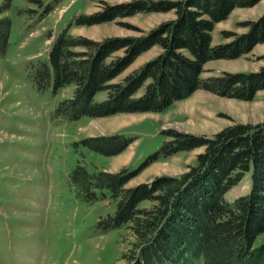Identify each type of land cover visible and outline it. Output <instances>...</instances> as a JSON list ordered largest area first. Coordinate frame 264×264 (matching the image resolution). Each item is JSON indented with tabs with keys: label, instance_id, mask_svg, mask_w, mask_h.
Here are the masks:
<instances>
[{
	"label": "trees",
	"instance_id": "trees-1",
	"mask_svg": "<svg viewBox=\"0 0 264 264\" xmlns=\"http://www.w3.org/2000/svg\"><path fill=\"white\" fill-rule=\"evenodd\" d=\"M13 0H2L0 13ZM39 1V0H35ZM261 0H131L106 3L102 10L77 15L55 37L49 34L47 61L32 62L30 75L39 90L56 92L73 85L74 94L61 100L56 113L70 120L119 113L163 112L199 89L227 98L251 101L264 90V66L251 72H222L202 77L216 59H237L264 43V13L245 21L244 33L224 31L227 42L214 43L216 24L235 8ZM49 6L45 12H49ZM173 12L175 17L141 36L108 37L101 41L73 35L72 26L94 25L138 13ZM12 21L0 17V55L9 43ZM161 52L122 75L154 46ZM82 48V49H78ZM123 51L122 54H116ZM100 91L107 98L96 101ZM159 150L136 169L90 172L79 162L70 179L88 202L105 199L108 190L115 212L103 218L104 230L128 227L135 237L129 264H264V121L237 123L212 134L163 129ZM133 139L121 133L87 137L83 143L107 156L122 153ZM203 148L197 161L180 175H159L149 183L126 184L150 164L178 152ZM245 178L249 191L234 200L228 192ZM98 191H101L99 194ZM144 201L150 207H142Z\"/></svg>",
	"mask_w": 264,
	"mask_h": 264
},
{
	"label": "rangeland",
	"instance_id": "rangeland-1",
	"mask_svg": "<svg viewBox=\"0 0 264 264\" xmlns=\"http://www.w3.org/2000/svg\"><path fill=\"white\" fill-rule=\"evenodd\" d=\"M128 1L13 0L0 13V17L12 21L8 46L0 55V264H129L124 256L135 240L132 231L128 227L103 229L100 221L115 212V202L108 190H104L106 199L92 203L85 200L71 182L74 167L81 162L90 172L136 169L160 149L166 139L163 129L212 135L237 123L264 121V90L248 101L199 89L163 112L83 116L79 120L58 115L59 103L72 97L75 87L56 92L52 86L39 90L30 75V64L48 60L49 34H59L77 15L102 10L106 3ZM49 6L52 8L45 12ZM263 13L264 0L253 7L235 8L227 19L216 24L214 43L230 40L224 37V31L246 32L244 22L256 20ZM174 17L173 12L138 13L115 21L74 26L70 32L96 41L141 36ZM161 51L157 45L140 55L116 81ZM262 66L264 43L237 59L209 61L202 77L258 71ZM106 98V91L95 96L96 101ZM118 127L122 128L121 134L133 139L118 155H104L83 143L87 137L109 135ZM202 151H182L156 161L126 187L149 183L159 175H180L196 163ZM131 152V161L125 164ZM249 187L250 179L245 178L228 192V199L246 194ZM151 204L144 201L141 206ZM263 243L264 232L256 238L254 247Z\"/></svg>",
	"mask_w": 264,
	"mask_h": 264
},
{
	"label": "crops",
	"instance_id": "crops-1",
	"mask_svg": "<svg viewBox=\"0 0 264 264\" xmlns=\"http://www.w3.org/2000/svg\"><path fill=\"white\" fill-rule=\"evenodd\" d=\"M64 9H61L60 11L62 12ZM146 62V61H145ZM145 62H142V63H140L139 64V66L138 67H140L143 63H145ZM137 67V68H138ZM124 125H127V124H124ZM124 125H122L121 127H124ZM117 129V130H116ZM116 129H114L113 131H109L108 132V134L110 135V134H115V133H121V129L122 128H120V127H118V128H116ZM105 133V132H104ZM123 156H125V155H123ZM133 156V153L131 152L130 153V156L127 158L128 160H127V162L125 163V164H128V163H130V161H131V157ZM125 159V158H124Z\"/></svg>",
	"mask_w": 264,
	"mask_h": 264
}]
</instances>
